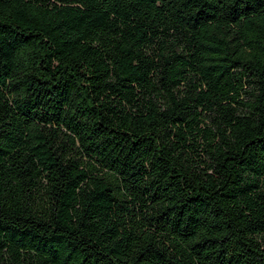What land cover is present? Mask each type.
Instances as JSON below:
<instances>
[{"label": "trees", "instance_id": "16d2710c", "mask_svg": "<svg viewBox=\"0 0 264 264\" xmlns=\"http://www.w3.org/2000/svg\"><path fill=\"white\" fill-rule=\"evenodd\" d=\"M0 264H264V0H0Z\"/></svg>", "mask_w": 264, "mask_h": 264}]
</instances>
